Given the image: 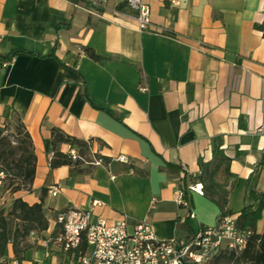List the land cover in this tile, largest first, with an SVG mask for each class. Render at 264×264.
<instances>
[{
  "label": "crops",
  "instance_id": "crops-1",
  "mask_svg": "<svg viewBox=\"0 0 264 264\" xmlns=\"http://www.w3.org/2000/svg\"><path fill=\"white\" fill-rule=\"evenodd\" d=\"M126 2L0 0V57L32 53L0 73V127L16 113L36 158L30 189L12 199L42 201L50 217L45 233L29 237L22 264L60 263L56 252L44 259L40 242L68 208L107 223L124 216L129 229L147 223L159 240L214 225L219 210L204 195L190 193L194 226L175 198L184 175L200 184L216 137L230 159L231 176L216 178L226 210L237 217L253 203L250 191L264 195V0H141L150 10L141 32ZM52 129L111 162L51 170L44 142Z\"/></svg>",
  "mask_w": 264,
  "mask_h": 264
},
{
  "label": "trees",
  "instance_id": "trees-1",
  "mask_svg": "<svg viewBox=\"0 0 264 264\" xmlns=\"http://www.w3.org/2000/svg\"><path fill=\"white\" fill-rule=\"evenodd\" d=\"M86 53L95 61L101 60L90 49H86ZM18 55H32V53L12 52L7 56L0 57V62L11 63ZM4 124V127H0V183L2 180L11 178L12 181L16 180L19 183L17 187L12 184L11 194L22 190L28 191L32 185L36 167V158L30 136L16 113H13L11 119ZM10 126H14L15 145L12 144L7 135H4ZM221 144L222 139L220 137L212 140V158L208 163H200L197 177V181L202 186L203 195L218 208V216L231 215L226 210L228 192L216 181L220 173L226 178L231 176L229 173L230 159L224 155ZM62 145L75 150L77 158L73 160L69 154L62 153L60 151ZM44 147L45 152L50 155L49 168L51 170L66 166L72 171L82 173L91 169L92 165L90 164H92L93 159L100 160L106 165L111 162L105 157L90 156L87 142L67 136L58 129L51 130L50 139L44 142ZM85 157L89 158L88 162L85 161ZM85 162L89 167H84ZM2 175H4L3 179H1ZM189 182L187 175H184L178 185L179 190L183 193L187 211L193 208L192 198L188 191ZM41 193L43 196L45 190H42ZM248 197L253 203L244 206L237 216L238 227L252 232L246 249L235 260L229 256L211 264H220L222 260L226 264H230L232 260L233 263L237 264L240 262L264 264V232L261 234L256 232L257 222L261 219V213L264 210V195L250 191ZM49 219V213L43 208L42 201L28 205L21 199L15 198L12 199L9 207L0 206V264H13V262L22 264L24 254L29 249V237L45 233L49 226ZM188 231L190 232V230ZM55 234L56 230L53 231L51 237H54ZM86 249L85 242H82L73 257H71V253L59 254L60 264H78L79 254L83 255Z\"/></svg>",
  "mask_w": 264,
  "mask_h": 264
},
{
  "label": "built area",
  "instance_id": "built-area-1",
  "mask_svg": "<svg viewBox=\"0 0 264 264\" xmlns=\"http://www.w3.org/2000/svg\"><path fill=\"white\" fill-rule=\"evenodd\" d=\"M127 6L136 12L138 30L144 31L150 24V10L141 0H127ZM264 15V4L261 7ZM264 25V23H262ZM9 62H0V73L9 66ZM140 92H145L139 86ZM73 160L77 158L75 150L68 149ZM118 161L124 159L120 157ZM100 160L93 159L92 165L98 166ZM58 188L51 192L55 195ZM189 193L203 196L200 184L189 185ZM176 203L186 208L183 193H176ZM98 203L94 201L92 207ZM187 220H195L192 210L187 211ZM56 234L41 240L44 259H50L52 253H71L73 257L85 242L86 251L79 254L78 264H211L223 257L235 260L246 249L252 232L237 225V217L229 214L219 215L214 225L198 224L186 239H157L147 223H136L129 229L126 217H120L113 223L102 219H92L91 209L68 208L57 212L54 217ZM33 236V235H32ZM233 260L230 264H233ZM13 264H17L13 262ZM60 264V263H59Z\"/></svg>",
  "mask_w": 264,
  "mask_h": 264
},
{
  "label": "rangeland",
  "instance_id": "rangeland-1",
  "mask_svg": "<svg viewBox=\"0 0 264 264\" xmlns=\"http://www.w3.org/2000/svg\"><path fill=\"white\" fill-rule=\"evenodd\" d=\"M5 124H3L1 127H4ZM13 127L10 126L8 128V130L4 132V135H7L9 137V140L12 142V144L15 145V142H14L15 131H14ZM84 159L86 162L89 161L88 157H85ZM91 161H92V159H91ZM86 162L84 164V167H89V166H87ZM3 178H4V175L1 176V179H3ZM12 184L14 185V187H17V185H19L18 181H16V180L12 181L11 178L10 179L7 178L5 180H2V182L0 183V206H3L4 208L9 207V205L11 204L13 194L10 193V189L13 187ZM22 191H24V190H22ZM18 192H20V191H18ZM188 222L190 225L194 226V224L191 220H189ZM30 247H31V245L29 244V248ZM220 264H226V263H225V261L222 260V261H220ZM233 264H237V263L234 262ZM239 264H247V263L240 262Z\"/></svg>",
  "mask_w": 264,
  "mask_h": 264
}]
</instances>
